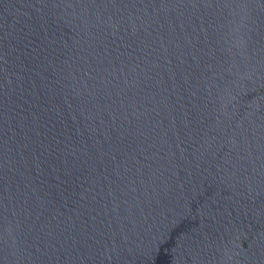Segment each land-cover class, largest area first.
Here are the masks:
<instances>
[{
    "label": "water",
    "instance_id": "1",
    "mask_svg": "<svg viewBox=\"0 0 264 264\" xmlns=\"http://www.w3.org/2000/svg\"><path fill=\"white\" fill-rule=\"evenodd\" d=\"M0 264H264V0H0Z\"/></svg>",
    "mask_w": 264,
    "mask_h": 264
}]
</instances>
